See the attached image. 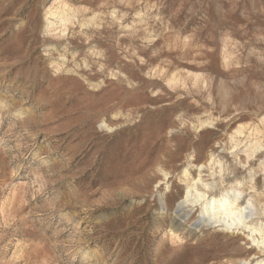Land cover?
Listing matches in <instances>:
<instances>
[{"label":"rangeland","instance_id":"374dc122","mask_svg":"<svg viewBox=\"0 0 264 264\" xmlns=\"http://www.w3.org/2000/svg\"><path fill=\"white\" fill-rule=\"evenodd\" d=\"M199 172L264 222V0H0V264L264 261Z\"/></svg>","mask_w":264,"mask_h":264},{"label":"bare ground","instance_id":"6f19581e","mask_svg":"<svg viewBox=\"0 0 264 264\" xmlns=\"http://www.w3.org/2000/svg\"><path fill=\"white\" fill-rule=\"evenodd\" d=\"M54 15L58 18H62L63 22H66L67 20V18L64 17L67 15L65 11L54 13ZM50 25L51 23L49 22L47 26L49 27ZM201 124L202 122H200V125ZM102 125L110 127L105 123ZM239 133H241V127H237L233 132V134ZM231 139L234 140L235 145L239 143L237 141L238 139H234V135L231 136ZM259 148H261V145L256 141L253 143L252 152H250L248 156L252 155L254 151ZM200 167H203V165ZM208 167H218L219 173H222L223 171L221 162L215 160L213 157L210 159ZM182 175L185 177L189 176L188 168L185 167L183 169ZM218 184L219 183L217 181L204 180L200 172L198 173L197 178H188L186 181L184 197L176 203L174 211L175 217L177 218L180 215L185 216V214H187L186 209L189 210L192 206L198 205L200 207V215L197 219L196 225L206 226L208 224H216L215 226L221 225L223 228L228 230L243 227L249 231L248 236L251 241L258 243L259 246H264V222H260L258 226L252 225V215L258 213V209L251 196L245 199V188L243 189L241 187V181H238L234 185L220 187L219 193L213 191L211 192V189ZM249 187L252 188L253 185H250ZM161 206L165 208L166 204L163 202ZM257 264H264V261L260 260Z\"/></svg>","mask_w":264,"mask_h":264}]
</instances>
